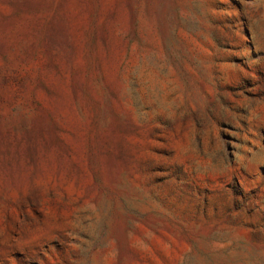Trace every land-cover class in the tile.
Listing matches in <instances>:
<instances>
[{
    "label": "rangeland",
    "instance_id": "obj_1",
    "mask_svg": "<svg viewBox=\"0 0 264 264\" xmlns=\"http://www.w3.org/2000/svg\"><path fill=\"white\" fill-rule=\"evenodd\" d=\"M0 264H264V0H0Z\"/></svg>",
    "mask_w": 264,
    "mask_h": 264
}]
</instances>
